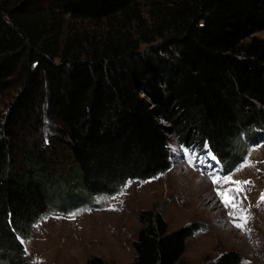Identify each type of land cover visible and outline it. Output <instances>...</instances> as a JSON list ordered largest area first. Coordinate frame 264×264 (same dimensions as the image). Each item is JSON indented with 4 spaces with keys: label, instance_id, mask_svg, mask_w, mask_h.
<instances>
[{
    "label": "trees",
    "instance_id": "obj_1",
    "mask_svg": "<svg viewBox=\"0 0 264 264\" xmlns=\"http://www.w3.org/2000/svg\"><path fill=\"white\" fill-rule=\"evenodd\" d=\"M139 1L0 0V96L18 84L0 121V264H33L23 240L47 212L166 172L172 141L231 172L264 140V0H149L148 17ZM120 15L136 38L111 35ZM64 17L105 34L60 37ZM41 107L56 123L48 141ZM136 217L132 264H179L198 227ZM240 261L226 251L199 264Z\"/></svg>",
    "mask_w": 264,
    "mask_h": 264
},
{
    "label": "rangeland",
    "instance_id": "obj_2",
    "mask_svg": "<svg viewBox=\"0 0 264 264\" xmlns=\"http://www.w3.org/2000/svg\"><path fill=\"white\" fill-rule=\"evenodd\" d=\"M148 2L149 0L139 1L145 17H148ZM37 12L41 13L43 10ZM112 25V36L136 38L134 20L126 21L120 15ZM70 28L82 42L86 39L97 42L105 34L103 22L95 25L64 17L60 37L67 35ZM256 36L264 39V30L256 33ZM17 90L18 84L14 83L0 96V121ZM41 110V136L44 141H48L55 133L56 123L44 113V107ZM169 147L171 167L166 172L147 180L128 181L114 196H95L89 204L80 205L76 209L47 212L34 224L28 239L23 240L26 258L33 264H86L89 257L96 256L101 259V264H132L134 252L131 242L139 227L137 213L142 209H151L162 214L170 230L194 224L198 227L187 238L179 264H199L214 260L226 251L237 252L240 264H264L263 231L260 233L262 238L256 243L252 240L245 242L241 234L250 231L248 223L242 230L232 221L229 225L233 231L226 232L221 227L220 232L215 230L220 227L219 221L210 217L206 211L195 212L188 201L180 206L182 208L177 207L181 200L177 189L188 181L192 172L195 173L193 179L204 176L211 180L213 175L223 177L232 174L235 177L238 173L246 174L245 171H249L257 175L258 181L251 180L257 192L264 193V140L250 147L247 152L245 160H250L252 166L235 171L244 160L231 172L222 170L213 155L201 145L193 144L186 148L172 141ZM187 168L190 171H186ZM247 178L239 180H250L252 176ZM248 190L249 184L244 185V192L240 194L244 195ZM209 197L218 204L222 202L215 193H211ZM225 217L232 216L225 214ZM240 241L247 244L248 248L239 244Z\"/></svg>",
    "mask_w": 264,
    "mask_h": 264
},
{
    "label": "bare ground",
    "instance_id": "obj_3",
    "mask_svg": "<svg viewBox=\"0 0 264 264\" xmlns=\"http://www.w3.org/2000/svg\"><path fill=\"white\" fill-rule=\"evenodd\" d=\"M186 171H190V168H187ZM245 172L246 174L238 173L235 177H233V179H248V176H252L250 181L252 179L258 181L257 175L255 173H249V171ZM192 173L193 174L188 177V181L183 182L181 186L177 189L178 193L181 196V200L178 201L177 207L183 206L188 201L195 212L201 213L204 210L207 214H209L210 217L216 218V220L219 221L218 226L220 227L215 228L216 231L222 232L221 227L226 229V232L233 231L229 224L233 221L234 217L226 218L225 214H228L229 212L234 210L230 207H225L223 202L218 204V202L212 200V197H209L211 193H215L217 197L221 199V197L217 194L216 191V189L218 187H221V185H214L212 179L207 180L204 176H198L197 178L193 179L195 173ZM230 186L231 185L228 184L223 185L224 188ZM260 195L261 194L257 192L255 186L251 183L249 184V190L246 194H239L236 197L238 201H242L241 206L243 208H247L251 213V218L247 222L250 231H244L241 234L245 242H247L246 240H252L253 243H256L257 241H259V239L262 238V236L260 235L261 231L264 232V201H260ZM245 196L247 197L246 199H244ZM239 244H243L242 241H240ZM243 245L248 248L247 244Z\"/></svg>",
    "mask_w": 264,
    "mask_h": 264
},
{
    "label": "snow or ice",
    "instance_id": "obj_4",
    "mask_svg": "<svg viewBox=\"0 0 264 264\" xmlns=\"http://www.w3.org/2000/svg\"><path fill=\"white\" fill-rule=\"evenodd\" d=\"M213 159H215V157H213ZM189 162L191 163L192 159H190ZM250 166H252V162L250 160H245L235 171H240L241 168L250 167ZM212 180L214 184L221 185V187H218L216 191H217V194L221 197V200L224 203L225 207H230L234 210L228 213L230 216L234 217L233 224L236 227H239L243 230L248 220L251 218V213L247 208H243L241 206L242 201H238L236 197L240 193L244 192V185L251 184V181L250 180H243V181L234 180L232 174H228L223 177L219 175H213ZM224 184H228L231 186L224 188L223 187ZM120 194L122 195L123 193L121 192ZM246 198L247 197L245 196L244 199ZM260 201H264V193H261Z\"/></svg>",
    "mask_w": 264,
    "mask_h": 264
}]
</instances>
